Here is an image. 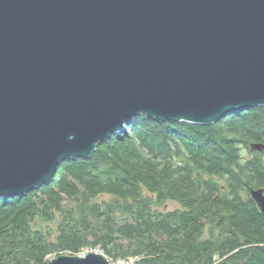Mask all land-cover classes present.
I'll return each mask as SVG.
<instances>
[{
	"label": "water",
	"instance_id": "1",
	"mask_svg": "<svg viewBox=\"0 0 264 264\" xmlns=\"http://www.w3.org/2000/svg\"><path fill=\"white\" fill-rule=\"evenodd\" d=\"M254 107L264 0H0V198L39 189L140 115L206 126Z\"/></svg>",
	"mask_w": 264,
	"mask_h": 264
},
{
	"label": "trees",
	"instance_id": "2",
	"mask_svg": "<svg viewBox=\"0 0 264 264\" xmlns=\"http://www.w3.org/2000/svg\"><path fill=\"white\" fill-rule=\"evenodd\" d=\"M254 143L264 144V107L206 126L135 117L39 189L0 198V264H48L97 246L136 264H264V216L241 188H256L240 172ZM168 202L180 208L165 212Z\"/></svg>",
	"mask_w": 264,
	"mask_h": 264
},
{
	"label": "flooded vegetation",
	"instance_id": "3",
	"mask_svg": "<svg viewBox=\"0 0 264 264\" xmlns=\"http://www.w3.org/2000/svg\"><path fill=\"white\" fill-rule=\"evenodd\" d=\"M259 165V170L253 169V163ZM241 163H243V170L240 169V172H247L248 174H253V182H255L256 188L247 190L246 182H242V194L245 202L248 200L255 206L258 210V213L264 216V212L257 201L254 200L252 196V191H262V197L264 198V152L253 151L251 147L243 148L241 150ZM222 188L225 189V185H222ZM219 194H217V197ZM220 230V227H217ZM210 231V227L207 228Z\"/></svg>",
	"mask_w": 264,
	"mask_h": 264
},
{
	"label": "rangeland",
	"instance_id": "4",
	"mask_svg": "<svg viewBox=\"0 0 264 264\" xmlns=\"http://www.w3.org/2000/svg\"><path fill=\"white\" fill-rule=\"evenodd\" d=\"M126 129V128H125ZM111 199V197H109V196H103V197H100L98 200H97V202H102V201H109ZM180 208V205L178 204V203H175V202H168L167 204H165V205H163V207H162V209L165 211V212H171V211H175V210H177V209H179ZM52 227H53V231L54 232H57L56 230H57V226L56 225H52ZM209 230H207V232H206V238H208L209 237ZM103 251H102V248L100 247V246H97V247H88L87 249H85L84 251H82L81 253H86V256L87 255H89V254H100L101 255V253H102ZM71 254L70 253H68V252H64V253H61L59 256H70ZM58 256V257H59ZM104 256H106L105 254H104ZM57 258V256L56 255H53L51 258H50V260H54V259H56Z\"/></svg>",
	"mask_w": 264,
	"mask_h": 264
},
{
	"label": "built area",
	"instance_id": "5",
	"mask_svg": "<svg viewBox=\"0 0 264 264\" xmlns=\"http://www.w3.org/2000/svg\"><path fill=\"white\" fill-rule=\"evenodd\" d=\"M102 255H104L105 253L102 252ZM79 257H85L86 253H80L78 255ZM106 257V256H105ZM108 259V257H106ZM109 264H136V262L138 261L137 258L131 257V258H118L116 260L114 259H108Z\"/></svg>",
	"mask_w": 264,
	"mask_h": 264
},
{
	"label": "bare ground",
	"instance_id": "6",
	"mask_svg": "<svg viewBox=\"0 0 264 264\" xmlns=\"http://www.w3.org/2000/svg\"><path fill=\"white\" fill-rule=\"evenodd\" d=\"M251 147V146H250ZM109 259V258H108Z\"/></svg>",
	"mask_w": 264,
	"mask_h": 264
}]
</instances>
